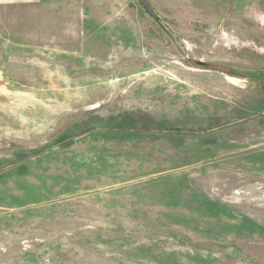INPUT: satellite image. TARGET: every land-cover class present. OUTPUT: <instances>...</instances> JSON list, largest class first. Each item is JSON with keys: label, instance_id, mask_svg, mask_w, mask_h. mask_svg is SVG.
Returning a JSON list of instances; mask_svg holds the SVG:
<instances>
[{"label": "rangeland", "instance_id": "obj_1", "mask_svg": "<svg viewBox=\"0 0 264 264\" xmlns=\"http://www.w3.org/2000/svg\"><path fill=\"white\" fill-rule=\"evenodd\" d=\"M147 1H0V264H264V0Z\"/></svg>", "mask_w": 264, "mask_h": 264}, {"label": "water", "instance_id": "obj_2", "mask_svg": "<svg viewBox=\"0 0 264 264\" xmlns=\"http://www.w3.org/2000/svg\"><path fill=\"white\" fill-rule=\"evenodd\" d=\"M137 2L143 7V9L151 16L153 17L155 20H159V16L154 12L153 8L151 7V5L148 3L147 0H137ZM196 65H200V66H206L207 64L204 63L203 61H196L195 62Z\"/></svg>", "mask_w": 264, "mask_h": 264}, {"label": "flooded vegetation", "instance_id": "obj_3", "mask_svg": "<svg viewBox=\"0 0 264 264\" xmlns=\"http://www.w3.org/2000/svg\"><path fill=\"white\" fill-rule=\"evenodd\" d=\"M250 73H253L252 75H255V77H261L262 78V76H263V81H264V66L254 67V70H250L249 74ZM245 74H248V73H245ZM252 75H251V77H252Z\"/></svg>", "mask_w": 264, "mask_h": 264}, {"label": "bare ground", "instance_id": "obj_4", "mask_svg": "<svg viewBox=\"0 0 264 264\" xmlns=\"http://www.w3.org/2000/svg\"><path fill=\"white\" fill-rule=\"evenodd\" d=\"M232 82L235 80L233 77H228ZM231 81H230V83H231ZM236 85V84H235ZM165 94H166V92H164ZM173 95V94H172ZM158 96H159V94H158ZM166 95H164L163 97H161V96H159V97H155V95H154V97H153V99H156L157 100V98H164ZM168 97V96H167ZM191 99V98H190ZM154 101V100H153ZM182 101V100H181ZM184 101V100H183ZM178 102V101H177Z\"/></svg>", "mask_w": 264, "mask_h": 264}, {"label": "crops", "instance_id": "obj_5", "mask_svg": "<svg viewBox=\"0 0 264 264\" xmlns=\"http://www.w3.org/2000/svg\"><path fill=\"white\" fill-rule=\"evenodd\" d=\"M0 1H3V2H12V1H26V0H0ZM36 1V0H34ZM39 1H44V0H39Z\"/></svg>", "mask_w": 264, "mask_h": 264}]
</instances>
